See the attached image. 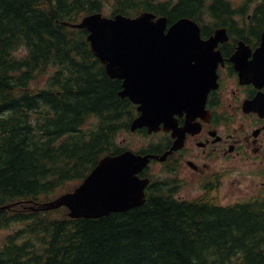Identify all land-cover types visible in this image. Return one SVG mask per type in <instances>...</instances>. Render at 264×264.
I'll return each mask as SVG.
<instances>
[{
	"label": "trees",
	"instance_id": "obj_1",
	"mask_svg": "<svg viewBox=\"0 0 264 264\" xmlns=\"http://www.w3.org/2000/svg\"><path fill=\"white\" fill-rule=\"evenodd\" d=\"M215 1L210 7L227 9ZM209 0H0V226L24 223L0 264H264V198L223 206L156 179L143 206L100 219L34 210L81 183L137 115L72 25L96 12L170 22ZM109 5L111 7H109ZM26 53L18 55L20 49ZM43 82V85L40 84Z\"/></svg>",
	"mask_w": 264,
	"mask_h": 264
},
{
	"label": "water",
	"instance_id": "obj_2",
	"mask_svg": "<svg viewBox=\"0 0 264 264\" xmlns=\"http://www.w3.org/2000/svg\"><path fill=\"white\" fill-rule=\"evenodd\" d=\"M95 55L112 78L123 80L120 95L139 104L140 117L132 130L171 126L184 110L194 119L202 110L215 80V40H201L198 26L181 19L168 32L167 19L144 13L138 18L122 15L86 18ZM154 156L125 152L100 160L74 192L47 203L48 210L67 206L71 217L100 218L144 203L149 180L137 177Z\"/></svg>",
	"mask_w": 264,
	"mask_h": 264
},
{
	"label": "flooded vegetation",
	"instance_id": "obj_3",
	"mask_svg": "<svg viewBox=\"0 0 264 264\" xmlns=\"http://www.w3.org/2000/svg\"><path fill=\"white\" fill-rule=\"evenodd\" d=\"M221 3L227 9H210L199 16L205 40L219 29L226 30L217 47L223 58L218 68L219 88L210 92L208 113L197 118V129L186 135L183 147L164 163L180 170L187 167L200 182L221 171L218 164L264 160V0ZM186 124V115L178 117L180 128ZM148 137L159 154L170 151L177 139L165 130Z\"/></svg>",
	"mask_w": 264,
	"mask_h": 264
},
{
	"label": "rangeland",
	"instance_id": "obj_4",
	"mask_svg": "<svg viewBox=\"0 0 264 264\" xmlns=\"http://www.w3.org/2000/svg\"><path fill=\"white\" fill-rule=\"evenodd\" d=\"M25 49L18 51V54L25 53ZM118 143L121 147H128L130 149H140L147 146L148 140L143 134H123L119 137ZM218 169L228 170V176L224 180L220 191L217 195L220 197L223 204H231L241 199H247L249 196L255 194L260 187L264 186V160L261 163H245L241 161H234L230 164H218ZM260 171L263 174H260ZM150 172L163 174V170L159 167H152ZM189 181L180 191L177 196L189 199L200 196L203 191L200 189L197 178L186 170ZM12 231L8 229L4 233H0V245H2Z\"/></svg>",
	"mask_w": 264,
	"mask_h": 264
}]
</instances>
